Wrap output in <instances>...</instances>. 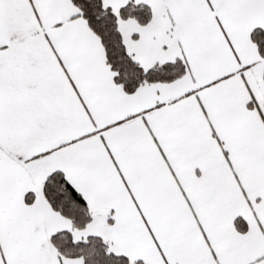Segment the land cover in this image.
Masks as SVG:
<instances>
[{"label": "snow or ice", "instance_id": "obj_1", "mask_svg": "<svg viewBox=\"0 0 264 264\" xmlns=\"http://www.w3.org/2000/svg\"><path fill=\"white\" fill-rule=\"evenodd\" d=\"M0 264H264V0H0Z\"/></svg>", "mask_w": 264, "mask_h": 264}]
</instances>
